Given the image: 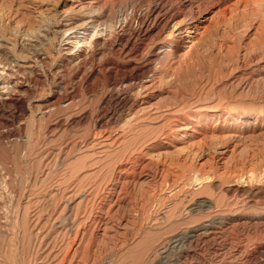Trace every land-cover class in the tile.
Returning a JSON list of instances; mask_svg holds the SVG:
<instances>
[{
	"label": "rangeland",
	"instance_id": "374dc122",
	"mask_svg": "<svg viewBox=\"0 0 264 264\" xmlns=\"http://www.w3.org/2000/svg\"><path fill=\"white\" fill-rule=\"evenodd\" d=\"M62 1L0 0V38L16 61L23 55L35 63L18 76L29 84L26 110L0 103V264L264 263V0H190L208 17L202 42L181 48L174 67L155 61L149 74L157 70L161 77L154 84L131 81L150 94L123 109L103 98L113 82L130 83L123 80L132 68L83 84L81 75L59 73L55 29ZM157 1L109 4L113 13L124 5L135 12ZM44 32L47 38L39 37ZM168 33L160 37L169 40ZM30 37L38 41L22 47ZM160 37L137 40L143 57L110 51L84 67L145 60ZM37 51L46 61L34 57ZM59 93L72 95L49 115L40 113L45 98ZM82 113L88 117L69 123ZM101 118H109L102 130L113 138L94 143ZM185 124L188 133L180 128ZM237 183L245 188L236 190ZM206 199L213 210H229L223 225L159 255L160 239L209 215L207 208L191 210Z\"/></svg>",
	"mask_w": 264,
	"mask_h": 264
},
{
	"label": "bare ground",
	"instance_id": "6f19581e",
	"mask_svg": "<svg viewBox=\"0 0 264 264\" xmlns=\"http://www.w3.org/2000/svg\"><path fill=\"white\" fill-rule=\"evenodd\" d=\"M41 2H43V0H41ZM41 2H40V4H41ZM110 2H111V0H63L61 2V7H60L61 10L57 14V15H59L58 16L59 18L57 21L58 25H57V28L55 29V32L60 37V42H59L60 43V51L62 53L61 55H63V59H62V62L59 65H57L58 66L57 69H58L59 73H61V74L81 75V77H80L81 83L83 84L85 82H89V80L92 77L94 79V76L96 77L97 75L101 74L102 72L106 73V75H108L109 77L110 76L113 77L116 74V72H118L120 70H125L126 68H129L128 70H131V68H132V72L130 71L131 74L129 73L130 75H127L126 78H124V80H123V81H126L127 83L128 82H130V83L129 84L125 83L126 85L117 88L114 86V82H113L112 87H111L112 89L110 90V93H108V95L103 98L104 103L107 104L108 102H112V103L116 104L117 108L120 107L121 109H123V108H126L130 104L132 105L141 96H144V98H146L148 96V93H149L147 90H144V88H146L144 86H143L142 90H137L135 87L136 84L134 86L133 82L131 83V81H135V83H136V80L139 81V80L143 79V81L147 80V81H150L151 83L154 84V82H156L155 79H158V76L161 77V75H159L160 72L157 70L154 72L153 76H150V74H149L153 70L152 68H153L154 62L160 61L161 65L163 67H169V68L174 67V65L177 64L181 60V58H180V55H181L180 49L181 48L182 49L188 48L187 51H191L196 45H198L199 43L202 42L208 17L204 15V12L197 11V10L194 11L193 8L190 6L191 5L190 0H160V1L158 0L153 5H150V8L148 7L149 8L148 11H141V9L138 10V8H137V11H135V12H134V10L130 11L128 6L124 5L120 9L116 10L117 12H114V13H113V9L111 8V5L109 4ZM135 4H137V3L135 2ZM36 7H38V6L36 5ZM50 7H51V5H50ZM47 8H49V7H47ZM188 10H189V12H188ZM46 11L48 12L47 9H46ZM53 13H54V11H53ZM42 14H43V12H42ZM37 15H40V14H37ZM49 16L47 17V21H48ZM44 17H46V16H43V19H45ZM168 31H169V33H168L169 37H168V35H167V37L169 38V40H167L166 37L165 38L160 37L165 32H168ZM38 33H39V31H38ZM46 35H47V32H44L39 37L45 38ZM156 37H160L161 39H159L157 42L154 41V42H156V44L154 43L155 45L153 46V48L148 51L149 52L148 57L145 58V56H144L145 60L133 61L131 59H128V60L123 59L124 61H115V60H108L107 59V61L102 62V64H99L100 62L98 64L93 63L91 68H87V70L84 67V65H86L88 59L91 58L93 60L96 57L101 58L102 56H104V54H106L107 52H110V51L113 53L115 52L118 57L119 56L120 57L125 56L124 58H128L129 54H133L136 57V56L141 54V53L138 54L139 51L137 50V43L139 41L137 42V40H139V39L150 40V39L156 38ZM35 39H32V37H30L28 42H26V43L23 42L25 44H21V46L23 47L26 45H29V46L35 45L36 41H38L37 39L36 40ZM45 42H47V41H45ZM184 42H191V43L189 45H186ZM39 45H41V44H39ZM16 48L17 47H15V49ZM27 48H29V47L27 46ZM146 50H147V48H146ZM30 51H31V49H30ZM20 52H22V51H20ZM20 52L18 51V53H20ZM186 52H184V54ZM16 54H17V52H16ZM59 54H60V52H59ZM14 55L15 54L12 52L9 45L6 44V42L0 38V56H3V58H4V59L3 58L0 59V103L16 106V108H19V109H21V111H23V110H26V108H27L26 105H27V102H29L27 100L28 99L31 100L30 97L27 95V92L29 91V84L27 83V81L25 82L22 77L19 78L18 76H20L22 73L25 74L26 72L32 71L34 69L33 66H35V63L33 64L29 57H26V56L23 57V55H22V58L20 57L21 58L20 60L16 61V59H18L19 57L16 56L17 58L15 59ZM133 55H132V57H133ZM142 55L143 54H141V56ZM34 57H36L37 59H41V60L46 61L45 60L46 59V53L44 54L42 52L37 51V52H34ZM135 59H137V58H135ZM41 60H39V61H41ZM44 61H42V62H44ZM44 65H46V64H44ZM159 69H160V67H159ZM122 73H123V71H122ZM124 76H125V74H124ZM28 77H27V79H28ZM123 77H121V79H123ZM150 77H153V79H151ZM148 78H150V79H148ZM110 80H112V79H110ZM62 81H63V79H62ZM160 81H161V79H160ZM115 84H116V82H115ZM140 84H142V83H140ZM150 84H147V85L151 86ZM63 85L67 86L68 82L64 83V84L62 82L60 84L61 87H63ZM73 87H75V86H73ZM141 88H142V86H141ZM64 89H63V92H64ZM70 94L71 93H69V95ZM69 95H62V93H59V94H55V95L53 94L50 97H48L47 99L45 98V101L43 102L42 106H40L42 108L40 113H42L44 116L49 115L51 113V111L53 110V108L56 106V104L58 105L57 102L62 101L64 98L68 97ZM54 104H55V106H54ZM130 107L131 106H129V108ZM68 108H69V106H68ZM108 109H107V111H108ZM18 112H19V110H18ZM118 112H119V110H118ZM87 115L85 113L84 114L82 113L81 115L74 117L71 120V122H69V123L70 124L71 123L72 124L80 123L81 121H83L85 118L88 117ZM134 116H135V113H134ZM98 118H100V116ZM109 118H111V117L109 116ZM108 119L106 120V118H105V120H104L103 118H101V119L97 120L96 129L94 128L95 132L91 135V141L92 142H94V143L103 142L104 140L113 138L111 135V132L108 131V133H107L105 130H102V128L104 129L105 126L107 127V125H108L107 122L109 121ZM61 124H62V122H61ZM180 128L182 130H184V133H188L187 130H189L191 128V126H189L188 124H185V125H182V127L180 126ZM114 138H116V137H114ZM73 149H75V147ZM69 151H70V149H69ZM2 152H4V151L2 150ZM6 155H8V154L6 153ZM3 157H4V155H3ZM205 179L206 178L204 177V180ZM197 180H198V178H197ZM243 187H244L243 185L241 186L240 183L239 184L237 183V187H236L237 189L236 190L243 188ZM240 192H244V191H240ZM253 192H257V191H253ZM242 196H243V194H242ZM212 202H213V200H212ZM212 202L210 200L206 199V200H201V201L193 204L191 207L192 211H197V210L204 211V209L207 208L208 210L210 209L209 210L210 213H208L209 215L208 216L206 215V217L202 215L203 217H205L204 219L201 218V221L199 220L198 222L193 220V221H195V223L192 222L193 224L192 223L190 224L188 222L190 225L187 224V226H185V222H184V228L182 230L177 231V232H176L177 229H175L174 230L175 233H173V230H172L173 234L169 232V235H167V237L165 239H163V240L160 239L159 244L157 243L158 248L155 250L158 252V254L160 255V254H163L167 251L169 254L170 249L172 251V248H174V247L183 248L184 242L188 241L191 243L199 235H201V236L204 235V236L209 237L218 228H220V226H222L224 221L227 219L229 210L227 209L228 210V212H227V211L223 210L224 208L222 209V207H221L222 210H219L217 206H216L217 207L216 209H218V211L213 210V208L215 206L212 205ZM202 211H199V212H202ZM234 212L235 211L233 210V213ZM1 217H3V216H1ZM164 219H166V218L164 217ZM181 228H182V226H181ZM69 234H70V232H69ZM160 234H161V232H160ZM214 236H215V234H214ZM213 240H215V238ZM63 244H65V243H63ZM148 244H150V243H148ZM185 246H187V245H185ZM38 247H39V245H38ZM155 247H157V246H155ZM56 252H58V251H56ZM150 254H151V252H150ZM146 255L147 254H145V256ZM63 257H64V255H63ZM165 257H166V255H165ZM233 257H235V255ZM61 259H62V256H61ZM178 259L173 264H180V260H178ZM261 264H264V263L262 262Z\"/></svg>",
	"mask_w": 264,
	"mask_h": 264
}]
</instances>
